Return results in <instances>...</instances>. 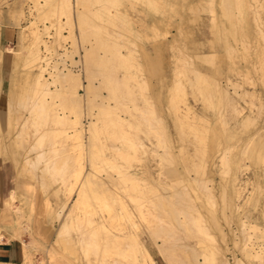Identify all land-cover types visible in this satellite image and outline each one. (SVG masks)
<instances>
[{"label":"rangeland","instance_id":"rangeland-1","mask_svg":"<svg viewBox=\"0 0 264 264\" xmlns=\"http://www.w3.org/2000/svg\"><path fill=\"white\" fill-rule=\"evenodd\" d=\"M0 160L33 264H264V0H0Z\"/></svg>","mask_w":264,"mask_h":264},{"label":"crops","instance_id":"crops-1","mask_svg":"<svg viewBox=\"0 0 264 264\" xmlns=\"http://www.w3.org/2000/svg\"><path fill=\"white\" fill-rule=\"evenodd\" d=\"M10 173L11 176L8 175ZM8 179H15L13 167L0 160V264H33L31 261L26 260L28 252L24 251L23 248V243L26 242L14 236L16 231L12 229L11 222L14 219L16 220V215L18 217L19 214L17 213L18 211L14 210L13 213H17L14 216L10 208L17 197L13 194L10 195L12 192L11 186L6 187L4 182V180ZM7 202L9 203L7 204ZM24 247H27V245H24ZM160 264L164 263L161 262Z\"/></svg>","mask_w":264,"mask_h":264},{"label":"bare ground","instance_id":"bare-ground-1","mask_svg":"<svg viewBox=\"0 0 264 264\" xmlns=\"http://www.w3.org/2000/svg\"><path fill=\"white\" fill-rule=\"evenodd\" d=\"M54 9V8H53ZM68 10V9H67ZM40 78H41V74L37 77V80H35L34 81V87H35V93H36V97H37V99L36 100H38L39 101V103L41 104L40 106H43L44 104V99H43V97H42V95L41 94H43L44 95V91H45V87H46V84H44V82H42V81H40ZM10 95H12V92L10 91V94H9V96ZM40 95H41V99H40ZM9 98V97H8ZM14 100H16V97H14V99H12V100H10V99H8V106H9V108H11L12 107V105H13V102H14ZM37 102V101H36ZM36 102H34L32 105H31V107H30V109H31V111L32 112H34V109H36V110H39L38 108H41V107H38L37 108V106L36 105H39L38 103H36ZM45 106V105H44ZM43 106V107H44ZM13 109V108H12ZM42 109V108H41ZM44 109V108H43ZM42 109V110H43ZM41 110V111H42ZM12 111V110H11ZM40 113V112H39ZM42 114V113H41ZM38 115V114H37ZM72 123V122H71ZM70 123V124H71ZM77 125V124H76ZM69 127H70V125H68ZM78 126V125H77ZM80 127V126H79ZM76 129V128H75ZM79 129V128H78ZM66 130V129H65ZM77 130V129H76ZM77 132H79V130L77 131ZM75 136H78L77 134L75 135ZM64 137H66V139L67 138H70V137H72V139H73V136L71 135V136H64ZM75 138V137H74ZM73 140H75V139H73ZM91 141V140H90ZM71 144H72V142H70ZM74 145H77V144H73L72 145V147H74ZM80 146V145H79ZM82 146V145H81ZM80 146V147H81ZM92 150V149H91ZM91 153H92V151H91ZM94 153V152H93ZM96 154V153H95ZM94 154H92V156H93ZM93 158V157H92ZM94 161V160H93ZM127 181H129V180H127ZM142 181V180H141ZM132 182V181H131ZM99 183V182H98ZM145 183V182H144ZM138 184V183H137ZM126 186H127V184H126ZM136 186H138V185H136ZM170 186V185H169ZM126 188H132V189H134V188H136L135 187V184H134V182L133 183H131L129 186H127V187H125V189ZM88 189H92V187H90V183H89V180H88V178H85L84 179V181H82L81 183H80V186H79V190H78V194H77V197H78V201H77V203H80V201L82 200V198L84 197V194H85V191L86 190H88ZM96 191V190H95ZM122 195V194H121ZM163 195V194H162ZM11 198V197H10ZM162 198V197H161ZM12 199V198H11ZM13 200H14V198H13ZM159 201V200H158ZM165 201V200H164ZM163 202V201H162ZM162 202H156L155 203V205L157 204V203H162ZM9 203V202H8ZM7 203V204H8ZM121 203V202H120ZM164 203V202H163ZM154 204V203H153ZM158 205V207L160 208V206H159V204H157ZM156 205V206H157ZM156 206H154V207H156ZM121 207H122V209L124 208V205L123 204H121ZM162 207V206H161ZM150 209V208H149ZM124 210V209H123ZM148 210V209H147ZM62 211V210H61ZM73 211V210H72ZM161 211V210H160ZM147 212H149V211H147ZM152 212V211H151ZM159 213H161V212H159ZM113 214V213H112ZM119 214V213H118ZM123 214H124V216L123 217H125V218H127V220H128V222H130V223H132V217H131V215L128 213V212H126L125 210L123 211ZM147 214V213H146ZM149 214H151V213H148L147 215H149ZM162 214V213H161ZM169 214V213H168ZM91 215V214H90ZM115 215V214H114ZM120 215V214H119ZM167 215V214H166ZM172 215V214H171ZM171 215L168 217V218H170L171 217ZM143 216V215H142ZM150 216V215H149ZM152 216V215H151ZM200 216V215H199ZM178 218V217H177ZM200 217H198V219H199ZM57 219H58V217H57ZM115 219L117 220V215L116 216H113V215H108V218H103V217H98V222L96 221L95 223H94V221H91L90 219H88L87 220V224H88V226L91 228V232H89V235L90 236H92L94 239H99L98 241H96V242H98V244H99V241H101V242H107L106 244H109V246L110 245H112V244H121V240L123 239L121 236H119V238H118V235L117 234H115V235H117V237L115 236V235H113L112 234V232L110 231V230H108V229H106V227H105V225H104V222H106L107 221V223H112V221L114 220L115 221ZM164 219V218H163ZM166 219V218H165ZM169 220V219H168ZM173 220V219H172ZM196 220H197V218H196ZM191 222V221H190ZM171 223V222H170ZM177 223V222H176ZM187 223V222H186ZM202 224V223H201ZM201 224H199L200 226H202ZM174 225V224H173ZM196 225H197V223H196ZM199 225H197L198 226V228H200L199 227ZM179 226V225H178ZM174 227H175V225H174ZM177 227V226H176ZM195 227V226H194ZM205 227V226H204ZM204 227H203V230H204ZM197 228V230H199ZM202 228V227H201ZM201 228H200V231H202L201 230ZM117 230V229H116ZM206 230V229H205ZM204 230V231H205ZM100 232V233H99ZM118 232V231H117ZM203 232V231H202ZM96 233L100 236V237H97L98 235H96ZM198 233V232H197ZM196 233V234H197ZM124 236V235H123ZM199 236H201L200 234H199ZM199 238V237H198ZM205 240V239H204ZM206 240H208V239H206ZM205 240V241H206ZM126 242V241H125ZM24 245V244H23ZM204 245V244H203ZM201 246V245H200ZM103 247H105V246H103ZM128 247V246H127ZM26 248V247H25ZM110 248V247H109ZM116 248V247H115ZM204 251H205V249H203ZM130 251V253L132 254V256L133 257H137V253H136V251L134 250V249H130L129 250ZM139 251H140V253L143 255V257L145 258V260H146V264H156L155 263V261L152 259V257L150 256V254L148 253V251L142 246V245H139ZM244 251V250H243ZM207 252V251H206ZM218 252V251H217ZM204 253V252H203ZM122 254V253H121ZM201 254H202V252H201ZM27 255V254H26ZM210 255V254H209ZM206 257V256H205ZM204 258V257H203ZM142 259V258H141ZM195 259V258H194ZM215 259V258H214ZM192 261V260H191ZM194 261V260H193ZM196 261V260H195ZM215 262H217V261H215ZM212 263V262H211ZM213 264V263H212ZM215 264V263H214Z\"/></svg>","mask_w":264,"mask_h":264},{"label":"clouds","instance_id":"clouds-1","mask_svg":"<svg viewBox=\"0 0 264 264\" xmlns=\"http://www.w3.org/2000/svg\"><path fill=\"white\" fill-rule=\"evenodd\" d=\"M16 107L19 111H27L29 109L28 105L19 101L17 102ZM46 144L47 138L45 137L39 145L34 146L32 153L30 154L28 170L31 172L32 176L37 179H39V174L42 168H48L49 175H53L57 178L66 176L69 171L66 167L62 166L58 169L50 167V162L47 159V153L44 150ZM65 234L68 238L71 237L70 231H66Z\"/></svg>","mask_w":264,"mask_h":264},{"label":"trees","instance_id":"trees-1","mask_svg":"<svg viewBox=\"0 0 264 264\" xmlns=\"http://www.w3.org/2000/svg\"><path fill=\"white\" fill-rule=\"evenodd\" d=\"M156 262H157V264H159V260L158 259H156Z\"/></svg>","mask_w":264,"mask_h":264}]
</instances>
